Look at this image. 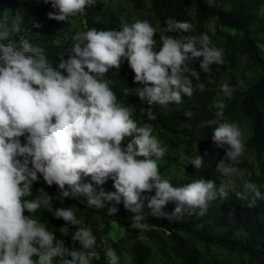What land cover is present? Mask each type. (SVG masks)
<instances>
[{"label": "clouds", "instance_id": "1", "mask_svg": "<svg viewBox=\"0 0 264 264\" xmlns=\"http://www.w3.org/2000/svg\"><path fill=\"white\" fill-rule=\"evenodd\" d=\"M44 2L54 10L47 14L49 19L68 23L104 0ZM165 25L157 28L146 19L122 20L119 30L77 32L70 57L53 67L43 50L25 38V30L20 35L19 23L9 26L7 16L0 21V264H92L96 236L91 228L79 227L81 221L71 208L53 210L54 197L60 202L84 197L87 207L95 209L104 208L105 201L119 204L122 200L126 210L134 213L130 227L141 232L149 227L145 200L150 215L173 221L185 215L203 216L209 201L227 197L226 189L235 183L231 176L238 171L234 165L246 152V138L239 123L225 120L224 100L213 102L215 119L206 122L216 125L212 134L216 147L226 148L224 159L216 165L222 176L176 187L159 171L158 161L167 147L153 134L151 124L141 126L132 118V108L118 101L111 81L105 79L110 69L119 70L127 61L134 82L143 85L134 91L149 105L142 112L150 121L156 119L155 106L179 105L185 96L204 92L205 84L199 83L200 74L189 68V62L202 57L200 68L207 73L211 66L225 63L223 50L212 45L207 33L185 35L194 28L188 21L168 18ZM12 36L19 38L18 44ZM192 78L198 81L195 86ZM242 86L243 81L236 86L223 82L220 89L231 99ZM192 115L185 113L188 118ZM189 163L200 169L203 155L190 158ZM87 177L91 182H84ZM41 178L49 187L58 186L56 196L43 188L33 195ZM222 178L229 179L231 186L218 184ZM109 179L114 192L103 189ZM244 189L237 197L248 199L252 194L248 206L254 207L261 192L251 182H245ZM153 190L155 195H143ZM169 202L176 204L171 213L164 211ZM41 209L65 221L59 228L62 236L71 227L76 229L72 247L33 218ZM117 212L115 206L108 209L109 216ZM76 242L81 249H76ZM104 255L107 264H120L114 248H106Z\"/></svg>", "mask_w": 264, "mask_h": 264}, {"label": "trees", "instance_id": "2", "mask_svg": "<svg viewBox=\"0 0 264 264\" xmlns=\"http://www.w3.org/2000/svg\"><path fill=\"white\" fill-rule=\"evenodd\" d=\"M115 1L118 7L125 4L126 9L113 8L104 0L95 7H89L86 15L62 23L48 18L47 14L54 10L44 0H24L23 9L18 13L12 12L19 5L16 0H0V21L5 16L9 26L18 21L22 29L20 35L25 30V38L43 50L53 67H58L62 58L70 57L72 37L77 32L91 28L119 30L122 20L132 23L146 19L157 28L166 27L168 18L192 23L193 30L185 35L207 33L212 45L224 52L225 63L211 66L207 73L200 68L202 57L189 62V68L199 72V83L205 84L204 92L196 91L191 98L185 96L179 105L171 103L167 108L155 106L152 111L156 119L150 121L142 112L149 105L134 91L143 85L134 82L135 74L127 61L119 70L110 69L105 79L111 81L110 87L118 101L132 108V118L141 126L151 124L155 129L153 134L162 146L167 147L158 166L161 175L169 179L173 186L222 176L216 171V165L224 159L226 148L216 147L212 141L216 125H206V122L215 119L210 106L220 100L219 87L223 82L236 86L243 81V86L237 88L231 99L224 97L227 105L224 118L241 126L246 138V152L234 165L238 171L231 176L235 183L226 189L227 197L217 196L209 201L203 216L185 215L173 221L156 218L150 215L151 210L145 200L143 212L149 227L141 232L130 227L129 217L134 213L126 210L122 200L119 204L105 201L104 208L95 209L87 207L84 197L63 202L54 197L53 210L57 207L71 208L78 219L84 218L91 225L106 222V234L91 226L92 232L97 234V245L91 250L94 253L92 264H107L104 251L108 247L114 248L121 257L120 264H153L157 260L162 264H264V0ZM223 2L232 8L225 9ZM129 5H133L139 14L132 13ZM18 14L21 15L20 20L17 19ZM168 35L179 36V33ZM10 39L19 41L17 36ZM155 39L156 50L159 51V33ZM192 79L195 86L198 81ZM188 111L193 113L191 118L185 116ZM198 155H203L200 169L189 163L190 158ZM84 182H91V178H84ZM245 182L255 184L261 192V198L257 199L254 207L248 206L252 194L248 195V199L236 195L245 191ZM40 188L52 196L58 193V186L49 187L42 178L34 184V196ZM103 189L106 192L116 191L111 179L103 185ZM143 195L153 196L155 190ZM112 206L117 207L118 212L109 216L108 209ZM175 207L174 202H169L164 211L171 213ZM33 218L44 223L48 231L56 233L66 246H73L71 236L76 230L74 227L62 236L59 228L64 226L65 221L56 219L51 212L41 209ZM121 229L125 231L129 247L119 243L123 239L115 238ZM102 236L107 238L103 242ZM75 247L81 249L79 242L75 243Z\"/></svg>", "mask_w": 264, "mask_h": 264}, {"label": "rangeland", "instance_id": "3", "mask_svg": "<svg viewBox=\"0 0 264 264\" xmlns=\"http://www.w3.org/2000/svg\"><path fill=\"white\" fill-rule=\"evenodd\" d=\"M19 1V5H18V7L14 10V11H12V12H15V13H18L19 11H21L22 9H23V6H22V4H23V1L24 0H18ZM109 3H110V5L113 7V8H117L118 6H117V2L115 1V0H113V1H111V0H107ZM223 7L225 8V9H231L232 8V6L230 5V4H228V3H224L223 2ZM121 11H124V9H126V7H125V4H124V6H121V7H118ZM129 9L131 10V12L132 13H134V14H139V12L138 11H135V9L133 8V5H129ZM17 19L18 20H20L21 19V15L20 14H18L17 15ZM15 22H17L18 23V21H16L15 20ZM64 32H66V30H64ZM219 95H220V100H224V96H223V93H222V91H221V89H220V87H219ZM217 182H218V184H221V183H223L224 185H225V187H229V186H231V181L229 180V179H224V178H222V179H218L217 180ZM80 221H81V224L79 225V227H89V228H91V226H93V228L94 229H96V230H98V231H103L105 234H106V232H105V230L104 229H106V222H102L101 224H93V225H91L90 223H88L84 218H81L80 219ZM117 230H118V228H116ZM50 232H53V231H50ZM117 232H119L118 234H115L116 235V239H123V241H121V242H119V243H121V245L123 246V247H129V240L126 238V236H125V234H124V230L123 229H121L120 231H117ZM93 234L97 237V234L96 233H94L93 232ZM121 236L123 237V238H121ZM109 237V236H108ZM107 238L105 237V236H102V242L103 241H105ZM153 264H162V262L161 261H159V260H157L156 262H154Z\"/></svg>", "mask_w": 264, "mask_h": 264}, {"label": "built area", "instance_id": "4", "mask_svg": "<svg viewBox=\"0 0 264 264\" xmlns=\"http://www.w3.org/2000/svg\"><path fill=\"white\" fill-rule=\"evenodd\" d=\"M23 36H24V35H23ZM12 40H13V39H12ZM13 41L16 42L17 44H18V42H19V41H15V40H13Z\"/></svg>", "mask_w": 264, "mask_h": 264}]
</instances>
